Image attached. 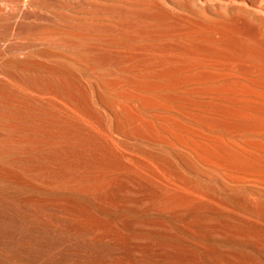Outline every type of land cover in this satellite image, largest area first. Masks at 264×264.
<instances>
[{
  "label": "bare ground",
  "instance_id": "6f19581e",
  "mask_svg": "<svg viewBox=\"0 0 264 264\" xmlns=\"http://www.w3.org/2000/svg\"><path fill=\"white\" fill-rule=\"evenodd\" d=\"M0 57V264H264V0H0Z\"/></svg>",
  "mask_w": 264,
  "mask_h": 264
},
{
  "label": "rangeland",
  "instance_id": "374dc122",
  "mask_svg": "<svg viewBox=\"0 0 264 264\" xmlns=\"http://www.w3.org/2000/svg\"><path fill=\"white\" fill-rule=\"evenodd\" d=\"M10 3H12V4H9V5H12V7H13L14 9H17V8L19 7V4H18L17 2H10ZM15 3H17V4H15ZM44 3L46 4V6H48V4H49L48 7H51V8H49V9L52 10V11L57 10V12H58V11L60 10L59 12H61V11L63 10L62 12L66 13L65 10H64L65 8L63 7V5H62L61 3H56L57 5H56L55 3H53V2H50V1H44ZM59 4H60V5H59ZM13 5H14V6H13ZM15 5H16V6H15ZM51 5H52V6H51ZM54 5H55L56 7H55ZM9 7H10L9 10H13V8L11 9V6H9ZM55 8H56V9H55ZM58 8H59V9H58ZM61 8H62V9H61ZM66 11H67V10H66ZM62 12H61V13H62ZM22 39L24 40V38H22ZM22 39H20V40H22ZM20 40H18V42H17V41H14L15 44L18 43V45H24V44H26L25 42H28V45L30 44L31 46H32V44H33L32 42L29 43V40H27V39H26L27 41H25V42H24V41L22 42V41H20ZM6 41L9 42V40H4V42H6ZM11 42H12V41H11ZM20 43H21V44H20ZM22 43H23V44H22ZM33 46H34V45H33ZM35 46H36V44H35ZM0 61H1V57H0Z\"/></svg>",
  "mask_w": 264,
  "mask_h": 264
}]
</instances>
